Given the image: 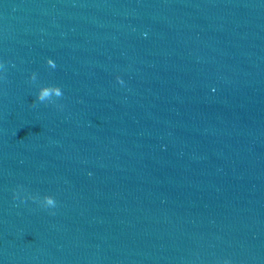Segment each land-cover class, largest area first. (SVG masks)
Segmentation results:
<instances>
[{
    "label": "water",
    "instance_id": "1",
    "mask_svg": "<svg viewBox=\"0 0 264 264\" xmlns=\"http://www.w3.org/2000/svg\"><path fill=\"white\" fill-rule=\"evenodd\" d=\"M0 63V264H264V0H0Z\"/></svg>",
    "mask_w": 264,
    "mask_h": 264
},
{
    "label": "clouds",
    "instance_id": "2",
    "mask_svg": "<svg viewBox=\"0 0 264 264\" xmlns=\"http://www.w3.org/2000/svg\"><path fill=\"white\" fill-rule=\"evenodd\" d=\"M47 64L49 66H51L52 68L56 67V62L55 60H53L52 58H48L47 59ZM0 68H4V64L0 63ZM37 79V74L35 72L32 73L31 76V80L33 82H35ZM117 80L119 83L123 84V78L122 77H117ZM53 96H55V98H60L63 96V90L59 85H43L40 87L38 95H37V100L39 102H51V103H55V101H53ZM56 200L55 197L52 195H46L44 196V206L45 207H55L56 205Z\"/></svg>",
    "mask_w": 264,
    "mask_h": 264
}]
</instances>
